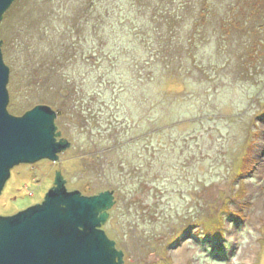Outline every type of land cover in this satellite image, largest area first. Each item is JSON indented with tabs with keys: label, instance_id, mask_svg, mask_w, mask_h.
Listing matches in <instances>:
<instances>
[{
	"label": "rangeland",
	"instance_id": "rangeland-1",
	"mask_svg": "<svg viewBox=\"0 0 264 264\" xmlns=\"http://www.w3.org/2000/svg\"><path fill=\"white\" fill-rule=\"evenodd\" d=\"M42 1L16 2L0 21L2 44L15 27L35 24L24 13ZM184 1L174 2L184 6L175 45L146 49L131 27L98 57L58 67L53 90L33 85L26 38L11 37L8 111L45 98L63 109L55 123L71 145L57 161L15 165L1 215L42 200L61 170L69 190H114L102 228L123 264H264V9L253 0Z\"/></svg>",
	"mask_w": 264,
	"mask_h": 264
},
{
	"label": "water",
	"instance_id": "water-1",
	"mask_svg": "<svg viewBox=\"0 0 264 264\" xmlns=\"http://www.w3.org/2000/svg\"><path fill=\"white\" fill-rule=\"evenodd\" d=\"M13 2L0 0V21ZM9 72L0 38V193L15 165L57 161L71 145L50 105L38 103L20 115L8 111ZM114 203V190H69L56 170L41 201L0 214V264H123V250L102 228Z\"/></svg>",
	"mask_w": 264,
	"mask_h": 264
},
{
	"label": "trees",
	"instance_id": "trees-1",
	"mask_svg": "<svg viewBox=\"0 0 264 264\" xmlns=\"http://www.w3.org/2000/svg\"><path fill=\"white\" fill-rule=\"evenodd\" d=\"M17 1L19 0H14L6 10L3 15L4 19H7L14 10ZM155 1L45 0L38 6L35 2L32 5L34 11L24 13V16L32 18L35 24L22 27L23 33L20 27H15L14 35L10 34L19 37L22 35L26 38V41L20 39L19 43L22 45V50L26 51L30 58L31 75L37 83L33 85L53 90L56 89L58 83L54 82L55 70L58 67L62 68L60 66L65 63V66L68 64L72 66L78 58L84 57L85 53L89 54L88 56L91 58L98 57L101 54L100 49L107 47L110 43H114V45L118 43L120 39L122 40V34L128 33L131 27L136 26L135 32L132 33L133 40L142 44L146 49L150 48L151 45L153 47L158 46L161 42L167 47L174 42L176 43L179 40L178 33H182L179 27L184 24L182 18L184 6L176 5L175 0ZM253 1L255 4H261L264 9V0ZM178 3L182 2L179 1ZM203 3L208 6L206 0ZM156 8L161 13L158 33H154L155 29L150 28L154 18L153 12L157 10ZM32 27L35 31L32 30ZM151 27H156V25ZM196 31L192 29L190 33H187L190 41L189 47L193 46L192 44L198 39L195 38ZM11 37L9 40L5 39L2 44V51L6 57L9 53ZM40 44L42 45L40 46ZM36 58L40 59V64L32 62L36 61ZM138 58L141 59V57ZM47 102L45 98H41L36 104ZM57 113L59 116L64 111L59 109ZM251 162V152H248L242 164V175L250 170ZM83 192L94 194L96 191L94 186L88 185L83 188Z\"/></svg>",
	"mask_w": 264,
	"mask_h": 264
},
{
	"label": "bare ground",
	"instance_id": "bare-ground-1",
	"mask_svg": "<svg viewBox=\"0 0 264 264\" xmlns=\"http://www.w3.org/2000/svg\"><path fill=\"white\" fill-rule=\"evenodd\" d=\"M260 153H261V150H260Z\"/></svg>",
	"mask_w": 264,
	"mask_h": 264
},
{
	"label": "flooded vegetation",
	"instance_id": "flooded-vegetation-1",
	"mask_svg": "<svg viewBox=\"0 0 264 264\" xmlns=\"http://www.w3.org/2000/svg\"><path fill=\"white\" fill-rule=\"evenodd\" d=\"M41 201V200H40Z\"/></svg>",
	"mask_w": 264,
	"mask_h": 264
}]
</instances>
